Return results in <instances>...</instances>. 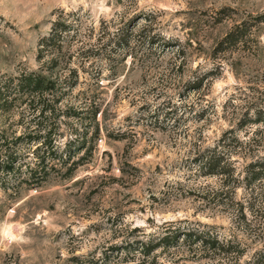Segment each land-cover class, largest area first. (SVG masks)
Masks as SVG:
<instances>
[{"label":"rangeland","instance_id":"obj_1","mask_svg":"<svg viewBox=\"0 0 264 264\" xmlns=\"http://www.w3.org/2000/svg\"><path fill=\"white\" fill-rule=\"evenodd\" d=\"M263 100L264 0H0V264H264V169L195 165Z\"/></svg>","mask_w":264,"mask_h":264},{"label":"trees","instance_id":"obj_2","mask_svg":"<svg viewBox=\"0 0 264 264\" xmlns=\"http://www.w3.org/2000/svg\"><path fill=\"white\" fill-rule=\"evenodd\" d=\"M54 26L51 36L42 41L41 49L44 52L55 47L56 42L61 41L63 33L71 30V25L63 22L61 16L58 17ZM18 80L23 81L21 85H18L21 89H26L35 96L41 94L38 103L54 101L53 90L55 91L59 84L56 79H46L42 74L33 73L22 75ZM10 83L4 84L5 89H9ZM46 91H51V94L49 93L51 97L45 96ZM252 106L255 107L253 113L249 109L239 123L226 131L214 146L200 149L195 160L199 174L220 178L222 189L221 192L213 195L214 199H221V206H224L227 211H232V215L237 220L244 216V204L235 198L238 181L236 178L237 166L233 157L237 156L245 162L251 161L245 166L248 174L255 176L261 169H264V156H259L260 152L264 150V137L259 136L264 133V100L261 103L254 102ZM248 125L261 126V129L258 132L252 131L251 133L249 131L247 132L248 138H242L240 133Z\"/></svg>","mask_w":264,"mask_h":264}]
</instances>
